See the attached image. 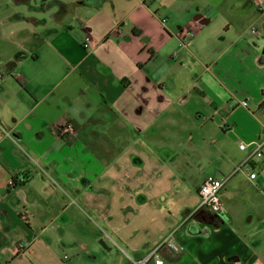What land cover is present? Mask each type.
I'll list each match as a JSON object with an SVG mask.
<instances>
[{
	"label": "crops",
	"instance_id": "obj_1",
	"mask_svg": "<svg viewBox=\"0 0 264 264\" xmlns=\"http://www.w3.org/2000/svg\"><path fill=\"white\" fill-rule=\"evenodd\" d=\"M14 1L0 264H102L114 247L130 264L168 236L182 248L162 245L164 264H264V0ZM210 175L221 213L200 206Z\"/></svg>",
	"mask_w": 264,
	"mask_h": 264
},
{
	"label": "built area",
	"instance_id": "obj_2",
	"mask_svg": "<svg viewBox=\"0 0 264 264\" xmlns=\"http://www.w3.org/2000/svg\"><path fill=\"white\" fill-rule=\"evenodd\" d=\"M164 21H166V19H163ZM189 34L194 35L195 34V30L191 29L188 31ZM91 42H92V38L90 34H86L85 38L83 39L82 45L85 48H90L91 47ZM3 72L0 71V83L3 79ZM244 104H246V102H243ZM75 132V127L72 124H66L64 126H62L59 129V134L61 135H71ZM240 147L242 149L247 148V144L246 143H240ZM252 154L262 157L264 156V137L258 141H256L255 143V148L253 149V151L251 152ZM241 166H238L236 168V170L240 169ZM256 173L252 172L251 173V177H255ZM225 180L222 178H217L214 176H208L204 182L202 183L201 187L199 188L198 194L200 196V206L202 207H206L208 209H210L211 211L217 212V213H221L224 210V206H223V201L221 198V189L222 186L224 184ZM16 183L15 179H12L10 181V185H14ZM169 243L173 248H175L176 250L182 248L179 247L175 244V242H173L170 239V236L166 237L165 239H163L158 245H156L155 247H153L152 249H150L146 254H144L143 256L139 257V258H135L132 256H129V260H130V264H164L165 263V259L163 258L160 249L161 246ZM234 264H240V263H234Z\"/></svg>",
	"mask_w": 264,
	"mask_h": 264
},
{
	"label": "rangeland",
	"instance_id": "obj_3",
	"mask_svg": "<svg viewBox=\"0 0 264 264\" xmlns=\"http://www.w3.org/2000/svg\"><path fill=\"white\" fill-rule=\"evenodd\" d=\"M24 1V0H21ZM49 0H30L31 3H47L49 4L50 2H48ZM64 1H70V2H76L78 0H64ZM88 3L94 4L96 2H98L99 0H85ZM16 3H24V2H16L14 0H0V8L3 9L5 7L10 6L11 4L16 7L18 4ZM77 6V4H75ZM19 7H23L22 4L18 5ZM51 10H55V7H49ZM69 14V13H68ZM71 15V14H70ZM112 252L114 253V255H116L117 253V249L114 247L112 249ZM105 255V250L102 254H99V256H104ZM113 254L108 253L107 255H105V258L102 259V264H113L115 263V258H114Z\"/></svg>",
	"mask_w": 264,
	"mask_h": 264
},
{
	"label": "trees",
	"instance_id": "obj_4",
	"mask_svg": "<svg viewBox=\"0 0 264 264\" xmlns=\"http://www.w3.org/2000/svg\"><path fill=\"white\" fill-rule=\"evenodd\" d=\"M100 3H101V0H99L98 2H96V3H94V4H98V5H99Z\"/></svg>",
	"mask_w": 264,
	"mask_h": 264
}]
</instances>
